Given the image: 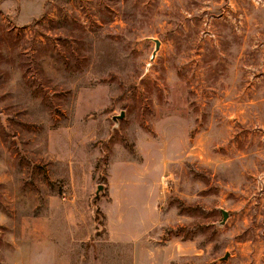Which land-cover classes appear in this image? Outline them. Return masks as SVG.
<instances>
[{
  "label": "rangeland",
  "instance_id": "1",
  "mask_svg": "<svg viewBox=\"0 0 264 264\" xmlns=\"http://www.w3.org/2000/svg\"><path fill=\"white\" fill-rule=\"evenodd\" d=\"M0 264H264V0H0Z\"/></svg>",
  "mask_w": 264,
  "mask_h": 264
},
{
  "label": "water",
  "instance_id": "2",
  "mask_svg": "<svg viewBox=\"0 0 264 264\" xmlns=\"http://www.w3.org/2000/svg\"><path fill=\"white\" fill-rule=\"evenodd\" d=\"M154 40H155L156 46H155V50L153 51V54H152V59L156 56V54L160 48V40H158V39H154ZM124 116H125V113H124V111H122L119 115H114L113 120L118 121L119 119L123 118ZM104 189H105L104 184L98 185L94 199H98L100 196V192L103 191ZM221 211L223 214V220H222L221 224H223L226 221L227 217L229 216V213H228V211H226L224 209H222ZM229 256H230V253L226 252L225 255L223 257H221V260H227L229 258Z\"/></svg>",
  "mask_w": 264,
  "mask_h": 264
}]
</instances>
